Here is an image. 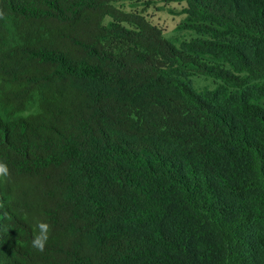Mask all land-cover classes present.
I'll use <instances>...</instances> for the list:
<instances>
[{
	"label": "trees",
	"instance_id": "trees-1",
	"mask_svg": "<svg viewBox=\"0 0 264 264\" xmlns=\"http://www.w3.org/2000/svg\"><path fill=\"white\" fill-rule=\"evenodd\" d=\"M117 1L0 0V264H264V0Z\"/></svg>",
	"mask_w": 264,
	"mask_h": 264
},
{
	"label": "rangeland",
	"instance_id": "rangeland-1",
	"mask_svg": "<svg viewBox=\"0 0 264 264\" xmlns=\"http://www.w3.org/2000/svg\"><path fill=\"white\" fill-rule=\"evenodd\" d=\"M130 2H132V0L117 1V3L123 5L126 9L130 8ZM156 6L160 7V9H158ZM156 6L153 5L149 8V12H151L153 21L166 25L171 37H177L179 34H181V32L175 29L181 18L178 15H174L170 11V8H174L175 6L179 7V4L176 1L171 0H156ZM207 83H211V80L205 77L196 78V84L199 87H202Z\"/></svg>",
	"mask_w": 264,
	"mask_h": 264
},
{
	"label": "clouds",
	"instance_id": "clouds-1",
	"mask_svg": "<svg viewBox=\"0 0 264 264\" xmlns=\"http://www.w3.org/2000/svg\"><path fill=\"white\" fill-rule=\"evenodd\" d=\"M10 175L6 163L0 162V179H6ZM36 231L31 241V246L37 251H44L45 245L49 239L50 225L44 221H37Z\"/></svg>",
	"mask_w": 264,
	"mask_h": 264
}]
</instances>
